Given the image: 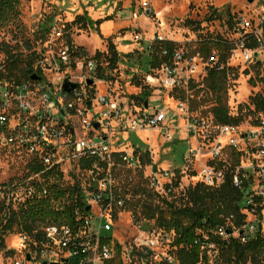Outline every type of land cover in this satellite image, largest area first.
<instances>
[{"label": "built area", "instance_id": "2783aa9c", "mask_svg": "<svg viewBox=\"0 0 264 264\" xmlns=\"http://www.w3.org/2000/svg\"><path fill=\"white\" fill-rule=\"evenodd\" d=\"M259 5L262 12L254 19H232L226 35L201 41L210 44L207 53L200 46L163 48L160 66L149 64L144 73L150 96L138 103L110 91L100 94L98 87L108 85L101 74L103 64L88 61L71 45L48 58L30 53L35 57L26 81L9 79L6 59L0 63V150L29 158L28 176L0 187L3 216L19 214L41 200H49L57 215L56 220L38 222L32 235L21 233L18 252L6 251L2 264H179L175 231L154 232L140 214L134 216L132 235L121 236L116 227L128 211L126 186L142 178L157 195L177 199L184 191L178 177L182 174L212 189L231 174L235 188L244 194L241 224L232 214L197 231L198 264H232L224 255L234 243L245 247L264 241V112L254 128L243 130L220 124L213 115H192L189 100L182 99L176 109L151 104L152 95L175 101L174 94L182 91L189 98L196 77L232 70L238 61L255 69L264 84V0ZM153 16L146 0L134 17ZM153 42L150 62L154 44L168 40L158 36ZM33 75L41 80H32ZM66 83L76 89L65 92ZM171 119L178 123L174 130L186 133L189 142L183 167L175 171L158 169L151 151H122L115 141L119 132L154 130L161 132L164 143H172ZM40 166L41 172L32 171ZM56 186L65 192L58 199L52 193ZM261 256L264 264V248Z\"/></svg>", "mask_w": 264, "mask_h": 264}, {"label": "rangeland", "instance_id": "374dc122", "mask_svg": "<svg viewBox=\"0 0 264 264\" xmlns=\"http://www.w3.org/2000/svg\"><path fill=\"white\" fill-rule=\"evenodd\" d=\"M144 1L146 0H22L20 9L24 32L15 28L5 29L0 32V40L10 45L14 54L23 53L25 57L34 52L47 58L52 57L60 49L71 45L88 61L97 60L98 54L108 55L112 42L120 61L117 69L111 70L107 68L109 64L104 63L103 58L98 60L103 64L102 69H105L101 71L102 78L108 82V85L99 84L98 92L102 94L110 91L116 96L138 103L139 100L135 97L146 90L144 73L150 64L149 47L158 36L166 38L168 43L176 47L191 45L195 49L201 45V41L226 35L231 18L236 21L254 19L262 12L259 0L253 4H249L247 0H149L154 16L137 19L134 16ZM84 15L87 18L78 22V18ZM88 18L93 22L109 20L104 25L97 26L91 24ZM27 43L32 51L28 50ZM5 59L6 54L0 50V63ZM232 67L233 74L228 80V107L233 117L243 120L240 127L250 130L263 113L258 110L254 100L258 97L264 99V84L259 81L256 70L248 64L238 61ZM204 79V75L195 78V88L189 96L191 98L186 94L185 100H189L187 106L192 115L210 117L213 115L212 108L216 98L207 85L203 84ZM152 96V107L165 109H168V105L169 108L176 109L183 99L182 95H175L173 101L165 95L162 101L160 97ZM177 124L172 119L169 122L172 129L170 134L174 140L172 143H164L161 132L154 130L119 132L115 141L120 144L119 149L122 151L134 147L151 151L158 169L172 172L183 167V156L189 149L187 134L174 130ZM180 125L183 126L184 121ZM28 161L29 158L22 154L0 150V187L8 181L17 182L27 177ZM178 177L184 191L199 183V178L192 179L184 174ZM144 181L142 178L138 179L136 184H144ZM135 185L126 187L133 191ZM128 198L132 200V196ZM134 216L130 211L120 215L116 229L121 236H129L127 232L130 235L134 233ZM142 222L148 228L153 225ZM22 237L23 234L17 230L5 236L6 248L0 249V264L6 261V251L13 249L18 252Z\"/></svg>", "mask_w": 264, "mask_h": 264}, {"label": "trees", "instance_id": "16d2710c", "mask_svg": "<svg viewBox=\"0 0 264 264\" xmlns=\"http://www.w3.org/2000/svg\"><path fill=\"white\" fill-rule=\"evenodd\" d=\"M22 0H0V32L5 29H16L24 32V25L22 23L21 12ZM87 18L86 15L78 18V22H83ZM89 22L93 25L100 26L104 21L93 22L90 18ZM233 18H231L232 20ZM195 24L194 22H190ZM28 50L32 51V47L27 43ZM176 46L172 43L154 44L153 61L150 64L153 67H159L161 64L160 55L163 48L169 50ZM209 43L200 45L199 50L202 52H209ZM214 48L222 50L220 45H213ZM0 50L6 54V63L8 67V78L16 79L17 81H26L29 79L30 66L34 60L35 54L24 56L23 53H13L10 45L0 40ZM104 63H108L111 70H116L120 61L119 53L115 45L111 42L108 55L98 54L97 60L102 59ZM165 60V59H164ZM103 71L105 69H102ZM233 74V70L214 73L211 72L205 77L203 84L215 96V106L212 108V114L216 121L225 125L239 126L242 119L233 117L230 114L228 107V80L229 76ZM19 75H22L21 78ZM21 79V80H20ZM195 88L191 85V91ZM182 95L185 99V92L179 91L174 94ZM184 95V97H183ZM150 93L144 90L140 96L135 97L136 100H142L143 97H149ZM191 96V95H190ZM191 98V97H190ZM189 98V99H190ZM255 105L260 112H264V101L262 98H255ZM146 163V161H143ZM43 168L33 167V172H41ZM144 184L137 183L132 191L125 187V195L127 197V210L132 212L136 217L141 218L152 223L153 229H164L168 232L175 231L174 246L176 256L179 259V264H198L200 262L199 248L196 245V233L204 227H214L224 222L223 216L228 217L232 214H237L238 224L242 223V216L239 214L241 203L244 194L235 188L232 176H227L226 182L216 189L207 188L202 184H197L190 187L188 190L181 193V197L177 199H170L161 197L151 191ZM52 191L54 198L65 194L64 191L59 190L56 186ZM132 196V200L128 198ZM3 207L0 206V249L6 248L5 236L17 230L19 233H27L32 235L34 226L38 222H45L47 220H56L57 215L52 209L49 200H41L29 206L28 209L21 213H13L9 217L3 216ZM264 248V241L257 239L247 246H240L234 243L225 253L224 258L227 262L232 264H247L250 260L253 264H261V251Z\"/></svg>", "mask_w": 264, "mask_h": 264}, {"label": "water", "instance_id": "95a60500", "mask_svg": "<svg viewBox=\"0 0 264 264\" xmlns=\"http://www.w3.org/2000/svg\"><path fill=\"white\" fill-rule=\"evenodd\" d=\"M255 1H256V0H247V2H248L249 4H253ZM31 79L34 80V81L41 80V78L38 77V76H36V75H33V76L31 77ZM92 83H93L92 81H89V84H90V85H91ZM74 89H76V85H71V84L66 83L65 86H64V91L67 92V93L72 92ZM97 127H98V125H97Z\"/></svg>", "mask_w": 264, "mask_h": 264}, {"label": "crops", "instance_id": "0c3cea01", "mask_svg": "<svg viewBox=\"0 0 264 264\" xmlns=\"http://www.w3.org/2000/svg\"><path fill=\"white\" fill-rule=\"evenodd\" d=\"M101 21H103V20H101ZM102 25H104V22L100 26H102Z\"/></svg>", "mask_w": 264, "mask_h": 264}]
</instances>
